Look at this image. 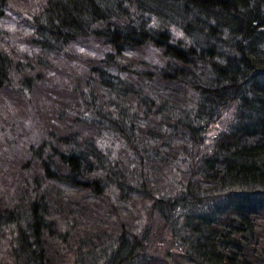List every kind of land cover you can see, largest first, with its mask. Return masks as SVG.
Segmentation results:
<instances>
[{"label": "trees", "instance_id": "trees-1", "mask_svg": "<svg viewBox=\"0 0 264 264\" xmlns=\"http://www.w3.org/2000/svg\"><path fill=\"white\" fill-rule=\"evenodd\" d=\"M76 254L264 264V0H0V264Z\"/></svg>", "mask_w": 264, "mask_h": 264}, {"label": "rangeland", "instance_id": "rangeland-1", "mask_svg": "<svg viewBox=\"0 0 264 264\" xmlns=\"http://www.w3.org/2000/svg\"><path fill=\"white\" fill-rule=\"evenodd\" d=\"M226 120V119H225ZM225 126V121H220L219 123H216L214 126H211L205 136L207 143L210 142L212 140V138L214 136H216ZM7 149V148H6ZM92 255V254H91ZM83 262L81 260L78 259V255H73V257L71 258V260L69 262H67L66 264H94L92 263V257H89V254H84V256H82Z\"/></svg>", "mask_w": 264, "mask_h": 264}]
</instances>
